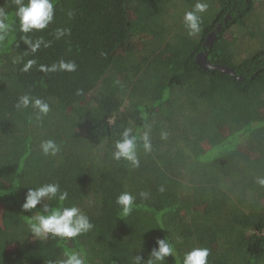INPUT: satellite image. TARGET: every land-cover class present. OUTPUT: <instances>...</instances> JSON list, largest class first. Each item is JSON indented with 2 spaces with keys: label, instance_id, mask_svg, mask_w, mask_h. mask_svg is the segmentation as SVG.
<instances>
[{
  "label": "trees",
  "instance_id": "16d2710c",
  "mask_svg": "<svg viewBox=\"0 0 264 264\" xmlns=\"http://www.w3.org/2000/svg\"><path fill=\"white\" fill-rule=\"evenodd\" d=\"M254 1L199 0L208 8L189 36L183 17L198 0H52L53 20L28 33L15 0H0L12 25L0 39V264H62L68 252L84 264H148L161 239L174 252L156 264H184L193 248L208 249L206 264H264V49L234 61L222 41ZM218 24L206 58L240 79L195 60ZM24 96L49 111L24 107ZM127 128L135 165L113 155ZM46 183L67 192L63 206L78 207L89 230L31 231L44 203L59 206L23 208Z\"/></svg>",
  "mask_w": 264,
  "mask_h": 264
},
{
  "label": "clouds",
  "instance_id": "9594fccd",
  "mask_svg": "<svg viewBox=\"0 0 264 264\" xmlns=\"http://www.w3.org/2000/svg\"><path fill=\"white\" fill-rule=\"evenodd\" d=\"M16 10L15 17L18 18L19 28L22 32L28 33L33 29H44L53 20V3L52 0H15ZM208 8V5L203 2H198L192 10L184 13L183 22L188 30L189 36H196L201 32V15ZM8 14L0 10V39H3L7 32L12 27L8 22ZM27 42V40H26ZM39 46V42L33 46V51ZM32 61L29 62V65ZM61 68L72 70L73 64L61 63ZM54 70V69H53ZM20 103L27 107L30 103L34 108L39 109L41 113L46 114L49 111L48 104L40 99H30L28 96L21 97ZM133 130L127 128L122 133V139L116 142V151L113 153L114 158L119 160L125 158L131 161L134 165L138 164L136 157L137 136L132 134ZM145 150H149L148 134L145 132L142 136ZM43 151L47 153L50 149L55 152L56 146L54 142L47 141L42 144ZM264 184V179L259 181ZM67 198V192H61L59 185L56 183H46L35 189H29L25 198L23 208H36L43 200H57L59 206L49 207L48 203L43 204V212H38L31 219L29 225L31 231L37 237H46L48 234L59 236L62 239L76 237L82 232H86L91 228L87 216L76 206L64 207L63 201ZM117 202L123 206V212L127 214L133 202V197L128 193H123L118 197ZM159 248L154 249L152 256L155 260H149L148 264H156L162 261L163 258L174 252V248L161 239L157 241ZM209 251L206 248H193L185 254L184 264H206V258ZM67 259L62 261V264H84L83 258L75 253H66ZM137 264L140 258L137 257Z\"/></svg>",
  "mask_w": 264,
  "mask_h": 264
},
{
  "label": "rangeland",
  "instance_id": "374dc122",
  "mask_svg": "<svg viewBox=\"0 0 264 264\" xmlns=\"http://www.w3.org/2000/svg\"><path fill=\"white\" fill-rule=\"evenodd\" d=\"M242 21L229 27L222 36V41L227 45L230 52L233 53L235 49L234 61L239 59V56L243 57V54L246 56L257 49H264L263 0H255L251 6V12ZM245 52L249 54H245Z\"/></svg>",
  "mask_w": 264,
  "mask_h": 264
},
{
  "label": "water",
  "instance_id": "95a60500",
  "mask_svg": "<svg viewBox=\"0 0 264 264\" xmlns=\"http://www.w3.org/2000/svg\"><path fill=\"white\" fill-rule=\"evenodd\" d=\"M229 18V16L227 15L225 18H224V21L226 22L227 19ZM221 27V24H218L217 27L215 28V30L211 31L210 33L207 34L206 36V39L203 43V47L205 48L204 51H201V52H198L195 56V60L197 62V64L199 65L200 68L206 70L208 68L210 69H217L219 71H222L226 74H229L235 78H242L241 75H236L235 71L233 70V68L229 67V66H226V65H222V64H211L206 56H207V48H210L213 44V41L216 37V32L219 31Z\"/></svg>",
  "mask_w": 264,
  "mask_h": 264
}]
</instances>
